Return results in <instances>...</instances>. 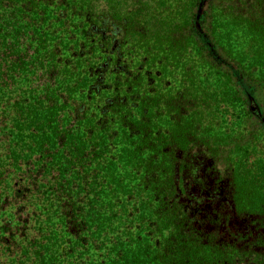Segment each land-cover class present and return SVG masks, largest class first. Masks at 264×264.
Wrapping results in <instances>:
<instances>
[{"label":"trees","instance_id":"16d2710c","mask_svg":"<svg viewBox=\"0 0 264 264\" xmlns=\"http://www.w3.org/2000/svg\"><path fill=\"white\" fill-rule=\"evenodd\" d=\"M248 98L264 0H0V264H264Z\"/></svg>","mask_w":264,"mask_h":264},{"label":"rangeland","instance_id":"374dc122","mask_svg":"<svg viewBox=\"0 0 264 264\" xmlns=\"http://www.w3.org/2000/svg\"><path fill=\"white\" fill-rule=\"evenodd\" d=\"M200 12V11H199ZM233 36V35H232ZM232 44V48H234L236 51L239 50V48L233 44L236 43V40H235V35L233 36V39L230 41ZM229 43V42H228ZM250 65H248L249 67ZM251 67V66H250ZM256 73H255V77H256ZM209 78L208 79H205L204 77H202V80L206 81L208 84H213L215 81V77H213L212 75L208 76ZM249 101H248V104H247V107H249V110L250 112L258 119V121H262L263 124H264V113L261 114V112L258 110V107L257 105L255 104V102L251 99V98H248ZM224 103V106H225V115H227V117H229L232 121V123L234 125H236V123L234 121L235 118L238 119L237 121H240L242 120V117H243V112L241 108L238 107L237 103L233 102V101H227V99L223 102ZM227 107V108H226ZM215 122L214 123V127L219 130V131H222L223 130V127H229L231 124H228L227 121H224L222 118H218L217 120H214ZM233 127V126H232ZM233 129V128H232ZM259 140L260 142L257 143ZM257 140L255 141V143H257V146L254 153H253V150H251V153H252V156H254V159L253 161H257V162H260L264 160V139H260V136H257ZM254 148V147H253ZM217 169H219L221 171V165L220 164H217Z\"/></svg>","mask_w":264,"mask_h":264}]
</instances>
